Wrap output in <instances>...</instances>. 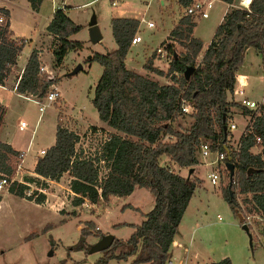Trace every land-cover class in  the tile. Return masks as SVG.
Listing matches in <instances>:
<instances>
[{
    "label": "trees",
    "instance_id": "obj_1",
    "mask_svg": "<svg viewBox=\"0 0 264 264\" xmlns=\"http://www.w3.org/2000/svg\"><path fill=\"white\" fill-rule=\"evenodd\" d=\"M36 11L42 0H27ZM192 0H177L185 8ZM232 6L223 15L222 21L214 28V38L203 51L196 67L195 62L202 50V42L193 37L194 20L189 15L181 16L169 37L180 46L176 52L173 44H166L171 60L166 72L153 68L151 60L146 59L143 68L157 75H166L167 84H158L139 75L124 65V57L131 46L130 41L136 34L139 21L128 17H113L109 21L110 32L116 47L110 52H93L88 60L96 62L102 72L93 86L91 105L98 118L115 131H109L97 153L85 154L77 148L78 133L55 123L54 141L45 149L44 154L35 159L33 171L46 179H57L63 172H69L71 202L84 201L97 203L106 201L108 195L125 196L134 188H146L154 197L150 209L141 213L143 219L130 223L132 231L126 239L114 235L108 248L100 251L93 264H107L110 258L127 259L128 264H164L171 255L170 246L182 218V213L200 178L183 174L159 163L164 155L177 167H192L198 163L196 152L199 144L210 141L212 148L224 150L226 144L233 163L236 191L242 194L240 202L236 191L227 186L221 194L230 209L241 215L257 214L264 218V111L258 114L242 110L249 115L247 133L240 134L238 150L232 151L227 144L228 135L226 115L236 103L227 101V94L233 87L234 74L242 63L247 48L261 51L264 47V0H250L248 8L238 5V0H219ZM0 85L11 73L19 51L25 45L24 38H14L9 31L8 12L0 8ZM45 31L51 34L52 67H59L67 51H77L82 43L69 39L82 26L75 24L63 8L52 12ZM38 53L30 54L18 76L15 90L20 94L43 97L50 84L59 78L48 77L38 71ZM193 67L189 78L183 76L184 70ZM69 75V74H68ZM183 98L191 104L195 113L190 115L192 122L184 127L174 120L185 116L180 112L179 100ZM0 106V121L4 114ZM223 124L226 129H223ZM95 130L96 127L92 125ZM254 135L260 140L256 141ZM254 145L259 149L252 151ZM21 153L6 142L0 141V176H11ZM106 163V171L98 174V163ZM193 171V170H192ZM32 182L34 178L24 177ZM27 185L13 181L6 186L8 192L35 202L44 201V193L25 195ZM1 198V194H0ZM129 206L122 205V209ZM138 210V209H137ZM122 225V224H118ZM50 227L45 224L42 231ZM95 227L93 219L85 220L78 231L77 240L71 248L88 249L86 237ZM97 227V226H96ZM264 234V221L260 226ZM105 232L97 231V238ZM33 233L25 235L32 238ZM204 264H231L228 256Z\"/></svg>",
    "mask_w": 264,
    "mask_h": 264
},
{
    "label": "rangeland",
    "instance_id": "obj_2",
    "mask_svg": "<svg viewBox=\"0 0 264 264\" xmlns=\"http://www.w3.org/2000/svg\"><path fill=\"white\" fill-rule=\"evenodd\" d=\"M42 1L38 12L39 22H43L49 13V1ZM58 1V5H61V2L64 1L62 8L65 14L75 24L82 26L76 34L69 37L71 40L81 42L82 48L75 52L68 51L61 67L53 69V73H50V75L59 78L58 89H60L61 98L58 97L39 114L33 102H24L14 97L11 105L12 116L7 118V126L10 132L20 140L19 144L25 146L26 139L31 134L32 127L39 114L31 136L32 146L37 148V146L45 145L50 141L54 134V120L57 116V120L61 125L78 133L76 142L78 149L85 150V154L97 153L103 139L106 138L109 132L106 128L110 127L107 123H102L90 102L93 95V86L102 69L94 61L87 65L83 61V57L86 58L94 51L103 53L104 50H111L115 47L109 21L112 16L123 14L126 17L138 18L137 20L144 18L153 23V27H147L145 23L140 21L135 35H138L141 41L129 48L131 56L141 63L143 57L154 50L159 42L165 38L167 31L166 26L163 24L167 21L169 14L175 11L181 17L185 15L184 8L181 6L175 7L173 0H168V3L165 2L164 4H160L159 0H150L148 3H146L147 0H118L114 7L110 5V0ZM16 4L17 7L13 6L12 11L25 7L23 1H18ZM223 9L224 5L214 0L212 6L206 10L208 11L207 18H193L195 21L193 36L201 40L202 47L214 38V28L223 15ZM93 16L96 20L95 26L101 34V39L97 43H92L89 39V33H87L88 23ZM14 22L16 25L24 22L28 24L29 20H15ZM24 29H17L16 31L20 32ZM40 29L41 26L35 27L37 32ZM173 47L176 52L182 50L176 43H173ZM152 53L154 54V51ZM49 56L48 53L43 57L45 63L49 62ZM263 58L261 53L251 47L245 52L240 65V71L247 76L246 91L252 90L250 97L258 98L264 94V78H262L263 73H261L264 68V65H262ZM77 64H80L82 69L77 74L68 75ZM158 64L155 66L157 69L163 66L162 61ZM164 69L167 71V66H163ZM12 72L14 73V70ZM260 75L261 78L258 77ZM14 81L15 77L12 74L6 82V86L12 87ZM164 81L169 82V79L159 78L157 83L160 84ZM53 85L56 87L55 83ZM37 98L42 102V97ZM234 109L236 112L239 111V108ZM234 118L236 128L232 133H228L229 138H227L230 148L239 139V134L246 121L245 118H240L238 115H235ZM14 120L16 124L17 120H24L27 125L23 129H18L12 125ZM191 120L192 118L189 116H181L172 122L175 126L180 123L182 126L187 127L192 122ZM92 125L96 127L95 130ZM204 141L210 144V141ZM258 149L259 146L257 145L252 147L253 152ZM210 150L217 152L220 149L218 147L212 148L210 145ZM37 155H40V153ZM196 156L198 163L189 175L197 178L201 177L197 187L191 194L182 226L178 232L184 233L186 242L189 244L190 249L196 252L199 261L209 258L216 259L224 255L228 256L233 264H264V234H260L262 219L256 213L252 214L251 223L247 225L248 230L251 232L249 243L248 235L241 228L238 216L230 209L220 191L225 186L229 190L230 188L234 191L237 189V185L229 181L228 169L221 163L216 168L214 165L202 161L207 162L212 155L202 156L198 150ZM158 159L160 164H165L179 174L186 175V167H177L164 155ZM97 167L100 176L107 169L106 163L103 161H100ZM20 170L22 169L20 168ZM211 170L219 173L220 180L217 185H212L208 176H206ZM20 173L23 174L24 172L19 171L17 176H20ZM66 175L64 174L59 179V184L44 181L36 176L32 177V179L34 178L33 181L41 184L44 187L43 190L45 189L47 192V205L31 204L18 198L8 201V208L12 213H9L6 220L3 221L4 217L0 220V264H93L94 258L101 254L100 251L88 253L86 249L71 248V245L77 240L78 231L83 222L91 218L97 222H95V227L91 230L89 236L86 237L87 244L90 245L98 239L97 231H112L113 222L129 220L138 223L144 217L140 214L139 208L145 210L148 208L149 203H153L154 197L144 187L135 190L128 197L113 195L109 200H100L101 204H95L97 205L95 207L90 204L74 205L71 202V194L66 190L68 183V176ZM236 194L240 202L242 194L237 191ZM128 200L134 203L135 206L138 205L139 208L136 206L138 210L128 207L124 211L125 208H121L122 203H126ZM10 215L12 216L10 217ZM219 215L220 218H218ZM45 224H50V227L42 231L41 229ZM96 225L98 228H96ZM184 225L186 227L183 229ZM256 231L259 233H256ZM30 232L33 233L34 237L26 239L25 235ZM114 234L124 237L126 229L122 228ZM49 251H51V254H49ZM131 258V255L127 259L110 258L107 264H128Z\"/></svg>",
    "mask_w": 264,
    "mask_h": 264
},
{
    "label": "crops",
    "instance_id": "obj_3",
    "mask_svg": "<svg viewBox=\"0 0 264 264\" xmlns=\"http://www.w3.org/2000/svg\"><path fill=\"white\" fill-rule=\"evenodd\" d=\"M18 1H23V3L25 4V7H23L20 10L15 9L14 11H12L13 6L14 7H17L16 2H18ZM205 1H211V6H212V3H213L214 0H205ZM215 1L221 2L219 0H215ZM165 2L168 3V0H159V3L160 4H164ZM173 2L175 3V7H178L179 6L178 3H177V0H173ZM221 3L224 5L223 15L226 12H228V10L232 6L235 5L234 3L231 4V5L225 4L223 2H221ZM40 5H39L38 9L36 11H34V10L31 9L30 3L27 0H0V8L6 9L7 12H8V17H9L8 18V21H9V31H10V34L14 38H24L25 39V45L19 51V55H18V57L16 59V63L14 65H12L11 71H10L11 73L9 74V76L3 82V86L4 87L3 88L0 87V106L5 110L4 111V114H3L2 118H1V121H0V141H3V142L8 143L13 148H16L17 150L20 151V153H21V162L20 163H21V169H22L20 171L24 172L23 174L20 173L22 179L24 177H33V176H36V177H39V178L41 177L43 179L42 176H40L39 174H37V173H35L33 171V166L35 164V159L38 156L37 154L39 153V150L42 149V148L43 149H46L49 146H51V144H53L54 134H53V136L51 137V139H50V141L48 143H45V145H39V146H37V148H34L32 146V138L30 137L31 134L29 135V137H27L26 142H25V146L19 144L20 143V140L15 135H13L10 132V130H9L8 126H7V123H8L7 122L8 121L7 118H9L10 116H12L11 105H12V103L14 101V97H17V98L21 99L24 102L31 103V102H33V101H31V99L32 98H35L36 95H32V94L31 95L30 94H20V93H18L15 90V88H13V86L12 87H7L6 86V82L10 79V77L12 76V74L15 77V80L18 79V76L22 72L21 69L23 68V66L25 64V62H26V60H27V58H28V56L30 54V50L31 49H35L37 51L39 65L43 66L44 67V70L47 73H51L52 74L53 73V69L55 70V69H58L59 67H61V65L63 63V60L65 58V57L63 58L62 63H61V65L59 67H52V62H53V56H52V52H51L52 36H51V34H48L45 31V27L47 26V23L49 22L50 18L52 17L51 14H52V12L54 10L51 9V6L49 4V13L47 14V18H44L43 22H39V19H38L39 18V16H38L39 13L38 12H39ZM60 6L61 5H59V7L57 9L61 8ZM112 7H114V6H112ZM15 11H16V13H15ZM64 14H65V12H64ZM24 15L26 16V18H25ZM223 15H222L221 19L219 20V23L222 21ZM14 17H16L17 19H15ZM113 17L121 18V17H126V16L123 15V14H121V15H118V16H112L111 18H113ZM128 18H132V17H128ZM179 18H180V16L177 15V12L175 13V11H172V13L169 14V16L167 18V21H165V23L163 24V25L166 26L167 33L165 34V38H163L159 42V44L160 43H163V42H166L169 39H171L169 37L170 30L173 28V26L176 24V22H177V20ZM134 19H138V18H134ZM15 20H29V22H28V24H26L25 22L24 23H21V24H23L22 25L23 27H22L21 24L16 25L15 22H14ZM139 20H140V18H139ZM194 23H195V21H194ZM36 26H41V29L38 32L35 30V27ZM21 28H25V29L23 31H20V32L16 31L17 29L20 30ZM140 41H141V39H140ZM139 43L140 42L135 43V44H133L131 46H135V45H137ZM206 46L201 47L202 50L198 54V57H200L202 55L203 51L206 49L205 48ZM115 47H116V45H115ZM114 48H111V50H113ZM129 48H128V52L126 53V55L124 57V65H125V67L127 69H129V70H131V71H133V72H135V73H137L139 75H143V76L147 77L148 79H151V80H153L155 82H157V80H159V78H168L164 74L163 75H157V74H155L153 72H150L149 70H147L145 68H142V64L144 63V61L146 59H150L151 60V66L153 68H156L155 67L156 64L159 65L158 63L160 61H162L161 59H159V60L155 59V55L152 53L155 50V48H154V50H152L150 53H148L146 56L143 57V60H142L141 63L140 62H137L136 59L131 56V51L129 50ZM248 49L249 48H247L245 50V52ZM111 50H104L103 53L110 52ZM91 52H93V51H91ZM94 52H98L100 54H103L102 52H99V51H94ZM245 52H244V54H245ZM257 52L261 53L262 57H264V47L262 48L261 51H257ZM48 53L50 54V56H49V62L48 63H45L43 61V57H45L46 55H48ZM67 53H68V51H67ZM44 54H46V55H44ZM90 55H91V53H90ZM90 55H88L86 58L83 57V61L86 62L87 65H89V64L92 63L90 61H86V60H88V58L90 57ZM263 59H262V62H264ZM162 65L165 66L164 64H162ZM262 65H264V63ZM163 66L161 68H159V69L162 70L163 72H166L165 69L163 70ZM240 68L241 67H239V69H238V73L244 75V73L242 71H240ZM81 69H82V66H81ZM13 70H14V73L15 74L12 72ZM261 73H263L262 78H264V68H263V70H262ZM258 77L261 78V75L258 76ZM258 77L256 76V78H258ZM58 82L55 83L56 84V89H58ZM167 83H169V82L164 81V82H162L160 84H167ZM59 90L60 89H58V94H59V97L61 98V94H60V91ZM251 92H252V90H248L247 91L249 97L251 96ZM250 98H255V97H250ZM33 104L36 105L34 102H33ZM36 108H37V105H36ZM37 110H38V108H37ZM38 113H39V110H38ZM237 115L239 116V114H237ZM38 117H39V114H38L37 118ZM240 118H242V117H240ZM18 121L19 120H17V124H16L15 123V120H14L12 122V125H14L18 129H23V128H20L18 126ZM56 121H57V116H56V119L54 120V125H55ZM102 123L104 124L103 121H102ZM245 125H246V121H245ZM55 126H54V133H55ZM244 127H243V129H244ZM106 129H108L109 131H115L112 127H109V128H106ZM243 129H242V131H243ZM241 132H240V134H241ZM240 134H239V136H240ZM64 174H67L66 176H68V179H67L68 180V183H67V186H66V190L72 196L73 193H72L71 189H69V179H70L69 172H67V171L66 172H63L57 179H52L51 180V179L44 178V181L47 180V182H50V183L53 182V184H59L60 183V180L59 179ZM137 189H139V188H134L133 190H131V192H129L128 194H126L124 197L130 196ZM43 193H44V201L38 203V202H35V201H32V200H28V199H25V198L20 197V196H17V195H13L10 192H8L6 188L0 190V194H1V198H0V220H1V218L3 219V217L5 218V219H3V221L6 220V218L9 215V213L10 214L12 213L11 210L8 208L9 207L8 201L11 200V199L18 198V199H20V200H22L24 202L31 203V204H34L35 203V204H44V205H47L48 199L46 198V193L47 192L45 191V189H44V192ZM112 196L113 195H108V200L110 198H112ZM100 200H102V199L100 198L97 203H90L88 201H84L81 204H85V205H89L90 204L91 206H94L95 207V206L101 204L100 203ZM126 203H128L129 205H132L134 207L138 206V205L135 206V204L132 203L129 200L126 201ZM126 203L123 202L122 205H124ZM95 204H97V205H95ZM188 204H189V201H188ZM188 204L186 205V207H185V209H184V211L182 213L183 215H182V218H181L180 223L178 225L177 233H176V235L174 236V238H173V240L171 242V246H170L171 255L168 257V259L171 260L173 262V264H177L180 261H183L184 264H204V263H208V262H211V261L219 260L221 257H224V255H222V256H220L219 258H216V259L209 258L207 260H201V261H199L197 259L196 252L192 251L190 249L189 244L186 242V237H185L184 233L183 232L182 233H179L178 232V230L182 226V223H183V220H184V217H185L184 216L185 215L184 213L186 212V209L188 207ZM76 205H80V204H76ZM152 205H153V203H149L148 208H146L145 210H141L139 208V206H138L140 214L141 213H145V211H147L148 209H150ZM128 207L129 206H127L126 208H128ZM126 208L124 209V211L126 210ZM11 216L12 215H10V217ZM260 218L262 219V221H264V218H262V217H260ZM91 219H93V218H91ZM94 222H96V221L94 220ZM130 223L137 224L136 222L129 221V220H127V221H117V222H113V229L110 232H112V234H114V232H117L118 230L124 228V229H126V235L124 237L118 236L116 234H114V235L117 236V237H119V238H121V239H126L129 236V233L133 229L132 226L129 225ZM118 224H122V225H118ZM185 227H186V225L183 226V229ZM97 228H98V226H97ZM102 232H107L108 233L107 230L106 231H102ZM256 233H259V232L256 231ZM260 234H261V231H260ZM188 240H189V236H188ZM174 244H176V245H174ZM137 264H148V263L146 262V263H137ZM231 264H233L232 261H231Z\"/></svg>",
    "mask_w": 264,
    "mask_h": 264
},
{
    "label": "built area",
    "instance_id": "obj_4",
    "mask_svg": "<svg viewBox=\"0 0 264 264\" xmlns=\"http://www.w3.org/2000/svg\"><path fill=\"white\" fill-rule=\"evenodd\" d=\"M51 6L52 10H55L59 7L58 5V0H48ZM118 0H110V5L111 6H116ZM150 0H147L146 3H148ZM243 2V0H238V5L241 6L244 9L248 8V4L250 2V0H247L246 4H241ZM62 4L63 2H61V8H62ZM211 7V1H205V0H192L191 3L189 5H187L184 8V12L185 15H189L192 18L195 17H201V18H207L208 16V11H206L207 9H209ZM3 20V17L0 15V21ZM143 22L145 23V25L147 27H152L153 23L151 21L145 20L144 18H140L139 23ZM140 42V37L138 35H134L130 41V44L133 45L135 43ZM175 43L172 39H169L168 41L164 42V43H160L154 50V55H155V59L159 60L161 59L163 61V64L165 66L168 67V64L171 60V53L165 49V45L166 44H173ZM201 56L198 57L196 59L195 62V66L197 65V63L199 62ZM264 62H262L263 64ZM38 71L40 73H46L48 75V77H53L52 75H50V73H47L44 70V67L39 65L38 66ZM17 80L14 81L13 83V88H15ZM247 77L243 74L240 73H235L234 74V81H233V87L232 89L228 92L227 94V101H229L230 103H236L237 107H231L229 109V111L227 112L226 115V120H227V129L229 134L235 129L236 127V120L234 118L235 115L239 114L240 117L245 118L246 119V125L243 129V131L241 132V134H245L247 133V129L246 126L249 125L250 120H249V115L247 113H242V110H246L250 113H255L258 114L260 112L264 111V94H262L259 98H250L247 91H246V86H247ZM0 87H4L3 85H0ZM48 92L45 96H43L41 98L42 102H40V99L35 97L32 98L31 101H33L36 105L37 108L39 110V114H41L45 107L50 105V103L54 102L58 97V90L56 89V87L53 84H50L48 87ZM179 106H180V112L182 114H184L185 116H190L193 115L195 113V109L194 107L189 104V102L183 98H180L179 100ZM234 108H239L238 112L235 111ZM242 109V110H241ZM236 113V114H235ZM38 118L35 120L34 126L32 127L31 130V135L34 132L35 129V124L37 122ZM27 125V123L24 120H19L18 121V126L20 128H23ZM229 134L226 136V139L229 138ZM254 138L256 139V141L260 140V138L256 135H254ZM228 144V142H227ZM224 146V150H219L217 152H212L210 150V144L207 143L206 141H202L199 144V154H201L202 156H206L209 154L212 155L211 159L208 160L207 162L202 160L204 163H209L214 165V167H218L219 163H221L223 166H225V153L226 149L228 150L227 146L225 143H223ZM229 146V145H228ZM239 147V139L237 140V142H235L234 146L231 148L232 151H236L238 150ZM45 149H40L39 153L40 155L44 154ZM212 153V154H211ZM21 157L19 158V160L16 162V166L14 169V172L11 176H6V175H1L0 176V190L5 189L6 186L8 184H10L11 182L17 180V181H22L27 185V188L25 189L24 193L25 195H29V196H33L36 195L38 192H44L43 190V186L41 184H37L35 181L32 182H28V181H23V179L20 176H17V173L20 171L21 168ZM206 176H208L210 183L212 185H217L219 180H220V176L219 173L216 171H209ZM41 178V177H40ZM42 179V178H41ZM44 180V178H43ZM47 181V180H46ZM234 183L233 178L230 180V183ZM235 184V183H234ZM251 214H245L244 216H242V222H245L247 225L248 223H251ZM218 218H220V215L218 216ZM97 228V227H96ZM164 264H173V262L171 260H169L167 258V260L165 261ZM177 264H184L183 261L178 262Z\"/></svg>",
    "mask_w": 264,
    "mask_h": 264
},
{
    "label": "water",
    "instance_id": "obj_5",
    "mask_svg": "<svg viewBox=\"0 0 264 264\" xmlns=\"http://www.w3.org/2000/svg\"><path fill=\"white\" fill-rule=\"evenodd\" d=\"M96 24V20L95 17L93 16L89 23H88V29H87V33H89V39L92 43H97L100 41L101 39V34L100 32H98L97 27L95 26ZM81 69V65L77 64L75 67H73L71 69V71L68 73L69 75H74L77 74ZM193 70V67L188 66L183 73L184 78L187 80L189 78V75L191 73V71ZM223 129H226V125L223 124ZM226 152H228V150L226 149ZM227 160L225 162V167L228 169V176H229V181L232 179L233 177V163L230 161L231 157H229V155L227 156ZM193 170L192 167L187 169V173L185 175V177L188 178V175L190 174V172ZM237 216H238V220L240 221V226L243 230L246 231L248 238H249V243L251 241V232L250 230H248V226L245 222H242V215L240 212H237ZM114 238V234L108 232V233H104L102 236H100L97 240H95L94 242H92L90 244V246L87 249L88 253L91 252H97V251H101L103 249H106L109 247V245L111 244L112 240ZM49 254H51V251H49Z\"/></svg>",
    "mask_w": 264,
    "mask_h": 264
},
{
    "label": "bare ground",
    "instance_id": "obj_6",
    "mask_svg": "<svg viewBox=\"0 0 264 264\" xmlns=\"http://www.w3.org/2000/svg\"><path fill=\"white\" fill-rule=\"evenodd\" d=\"M246 3H247V0H243V2H242L241 4L244 5V4H246Z\"/></svg>",
    "mask_w": 264,
    "mask_h": 264
}]
</instances>
